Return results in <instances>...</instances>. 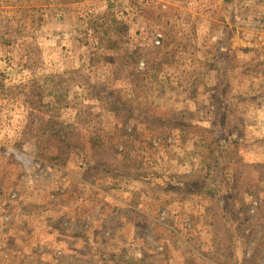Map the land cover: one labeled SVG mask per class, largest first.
<instances>
[{
    "label": "rangeland",
    "instance_id": "374dc122",
    "mask_svg": "<svg viewBox=\"0 0 264 264\" xmlns=\"http://www.w3.org/2000/svg\"><path fill=\"white\" fill-rule=\"evenodd\" d=\"M213 263L264 264V0H0V264Z\"/></svg>",
    "mask_w": 264,
    "mask_h": 264
},
{
    "label": "trees",
    "instance_id": "16d2710c",
    "mask_svg": "<svg viewBox=\"0 0 264 264\" xmlns=\"http://www.w3.org/2000/svg\"><path fill=\"white\" fill-rule=\"evenodd\" d=\"M169 114L175 115L171 112ZM201 123H202V121L198 120V121L193 122L192 124L185 125V128H183V129L189 133H195L196 131L198 132L200 129H203L207 132L208 129L202 128L201 126H203V125H200ZM188 128H192V130H190ZM208 132H210V131H208ZM213 180H214L213 182L219 184V186H220L219 191H221L225 194L224 197L222 198L223 203L221 205L222 206L221 210L223 211L224 215L228 219V222L230 223V225L234 229L233 230L234 235L237 236L236 232L238 229V225L241 222L240 221L241 216H240V211L238 209L234 208L232 205L233 183H231L228 179H225L223 176H221V177L216 176V178ZM234 242L238 246L239 240H237L236 237H235Z\"/></svg>",
    "mask_w": 264,
    "mask_h": 264
},
{
    "label": "crops",
    "instance_id": "0c3cea01",
    "mask_svg": "<svg viewBox=\"0 0 264 264\" xmlns=\"http://www.w3.org/2000/svg\"><path fill=\"white\" fill-rule=\"evenodd\" d=\"M230 181V180H229ZM231 183H232V181H230ZM213 188H214V186L215 187H217L218 189H220V186H219V184L218 183H215V182H213L212 183V185H211ZM218 191V190H217ZM219 192V191H218ZM211 202L209 201V200H206V201H203V204L202 205H200V207H207V206H210L211 204H210ZM222 203H223V199L221 198V199H217L216 200V204H213L214 205V208H216L217 210H219V213H217L216 214V216H214V217H219L220 219H222V220H224V221H226L227 220V222H228V219H227V217L224 215V213L222 212V210H221V205H222ZM209 204V205H208ZM232 205H233V207L234 208H236L237 207V205H236V202L234 201V200H232ZM212 206V205H211ZM237 209V208H236ZM211 210L213 211V208L211 207ZM207 212H209V211H207V209H206V212L205 213H207ZM204 215V214H203ZM204 216H207V218H212V216L213 215H204ZM220 219H219V221H220ZM229 223V222H228ZM229 225H230V223H229ZM230 230H231V233H230V235L229 236H231V239H232V241H230V247L232 248V250H233V248H234V246H235V242H234V240H235V235H234V229L232 228V226L230 227ZM230 239V240H231ZM214 264V263H213Z\"/></svg>",
    "mask_w": 264,
    "mask_h": 264
},
{
    "label": "built area",
    "instance_id": "2783aa9c",
    "mask_svg": "<svg viewBox=\"0 0 264 264\" xmlns=\"http://www.w3.org/2000/svg\"><path fill=\"white\" fill-rule=\"evenodd\" d=\"M160 38H161V35H158V37H157V39L155 41L157 45H159L161 43Z\"/></svg>",
    "mask_w": 264,
    "mask_h": 264
},
{
    "label": "water",
    "instance_id": "95a60500",
    "mask_svg": "<svg viewBox=\"0 0 264 264\" xmlns=\"http://www.w3.org/2000/svg\"><path fill=\"white\" fill-rule=\"evenodd\" d=\"M224 1H226V2H231V1H234V0H224Z\"/></svg>",
    "mask_w": 264,
    "mask_h": 264
}]
</instances>
